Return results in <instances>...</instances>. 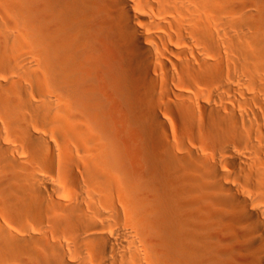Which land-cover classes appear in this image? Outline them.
Returning a JSON list of instances; mask_svg holds the SVG:
<instances>
[{"label":"bare ground","instance_id":"obj_1","mask_svg":"<svg viewBox=\"0 0 264 264\" xmlns=\"http://www.w3.org/2000/svg\"><path fill=\"white\" fill-rule=\"evenodd\" d=\"M0 264H264V0H0Z\"/></svg>","mask_w":264,"mask_h":264},{"label":"rangeland","instance_id":"obj_2","mask_svg":"<svg viewBox=\"0 0 264 264\" xmlns=\"http://www.w3.org/2000/svg\"><path fill=\"white\" fill-rule=\"evenodd\" d=\"M114 98H116V97H114ZM117 99V98H116ZM115 101V103H116V101H119V100H114ZM114 103V106H115V108L117 107V109L116 110H114V112H112V114L111 113H109L110 111L108 110L107 111V119L105 120V122H106V126L108 127V128H111V131H112V134H113V136H114V139L118 142V143H120L121 145H125L127 148H128V150H127V152L125 151V155L127 156V157H129V155L128 154H131V152H129V151H131L132 150V152H133V149H135V145H136V143H138L139 145L138 146H140V147H143L142 146V144H143V141H144V139H146V140H150V133L148 134V132L147 131H149V129H148V127L146 126V127H144V132L139 128V126L136 124V123H134L133 121H132V119L129 117V115H127L128 113H127V110H126V108H125V106H124V104L120 101L119 103H117L118 105L116 106V104ZM121 103V104H120ZM120 104V105H119ZM113 106V107H114ZM120 107H122V108H120ZM112 108V107H111ZM110 108V109H111ZM120 108V109H119ZM123 108L125 109V110H123ZM126 111V112H124V114H123V111ZM112 111H113V109H112ZM119 111V112H118ZM127 116H126V115ZM116 115V116H115ZM116 117H117V119H116ZM126 117V118H125ZM128 117V118H127ZM122 119V120H121ZM109 121H111V122H109ZM116 121V122H115ZM118 121V122H117ZM126 121V122H125ZM168 122V123H167ZM114 124V125H113ZM117 125V126H116ZM166 125H169V127H167L166 128V132H168V134L169 133H171L170 131H171V129H170V127H173L172 125V123L171 122H169L168 120H166ZM118 127V128H117ZM134 128H137V131H136V129H134ZM148 129V130H147ZM167 129H168V131H167ZM132 131H134V132H132ZM135 131H136V135L138 136H136L135 135ZM139 131H140V134L142 135V137H141V135L139 134ZM117 132V133H116ZM147 132V133H146ZM150 132V131H149ZM115 133V134H114ZM119 133V134H118ZM133 133H134V136L136 137V139L134 138V136H133ZM117 136V137H116ZM135 139V140H134ZM133 144V145H132ZM128 146H130V147H128ZM134 147L133 149H132V147ZM124 147V146H123ZM137 147V146H136ZM122 150V151H123ZM136 151L138 150V151H143V149H141V148H136L135 149ZM135 150H134V152H135ZM124 151H123V153H124ZM129 152V153H128ZM134 154V153H133ZM132 154V155H133ZM131 155V156H132ZM131 156H130V158H131ZM134 156V155H133ZM133 159V158H132ZM131 160V159H130Z\"/></svg>","mask_w":264,"mask_h":264}]
</instances>
